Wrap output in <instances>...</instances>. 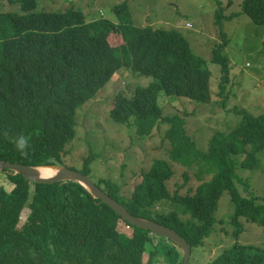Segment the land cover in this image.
Returning <instances> with one entry per match:
<instances>
[{
	"label": "trees",
	"instance_id": "16d2710c",
	"mask_svg": "<svg viewBox=\"0 0 264 264\" xmlns=\"http://www.w3.org/2000/svg\"><path fill=\"white\" fill-rule=\"evenodd\" d=\"M20 6L22 14L0 12L1 160L34 167L62 165L65 146L76 133L77 109L94 99L117 72L129 69L153 81L137 86L130 96L115 94L111 119L125 124L133 118L142 137L159 122L171 124L172 161L187 170L197 165L199 183L184 195L171 194L167 182L174 172L169 161L160 159L142 174L129 197L120 192L122 184L93 182L132 215L175 230L191 245V252L208 237L225 191L235 204L231 222L236 237L242 229L240 217L264 224V194L245 198L233 184L235 169L253 171L259 166L264 114L240 111L239 124L213 135L207 152L196 149L182 119L162 115L160 93L211 101L206 60L192 52L180 32L136 27L126 2L114 6L116 21L90 22L73 8L36 12V0H20ZM241 10L254 24L264 26V0H243ZM234 16L224 15L222 6L215 13L222 43L213 49L211 62L221 69V93L230 71L222 24ZM111 35L121 39L115 46L109 42ZM21 134L30 138L27 155L9 139ZM241 155L238 164L235 158ZM90 161L87 156L81 172L87 176ZM3 172L11 189L0 186V264H182V253L171 240L126 222L77 182L37 184ZM183 175L184 185L189 177ZM203 175L210 179L203 181ZM24 209L28 214L20 224ZM210 264H264V248L236 242Z\"/></svg>",
	"mask_w": 264,
	"mask_h": 264
},
{
	"label": "rangeland",
	"instance_id": "374dc122",
	"mask_svg": "<svg viewBox=\"0 0 264 264\" xmlns=\"http://www.w3.org/2000/svg\"><path fill=\"white\" fill-rule=\"evenodd\" d=\"M123 2L128 4L136 27L177 30L187 39L192 52L206 60L211 72L209 103L166 96L164 93H160L157 99L164 117L184 121L186 134L195 142L197 150L207 152L213 135L228 133L237 126L242 119L240 111L253 116L264 114V26L254 24L242 12L243 0H36V12H63L73 8L86 15L89 22L99 18L116 21L113 8ZM220 6L224 15L236 14L222 24L228 40L223 53L228 57L230 67L229 81L223 93L219 88L220 66L211 62L213 49L222 43L220 30L214 24L215 13ZM0 12L22 14L20 0H13L12 3L0 0ZM120 41L117 35L109 37L114 46ZM152 81L151 77L121 69L94 99L79 107L76 133L65 146L62 166L83 172L84 160L91 156L89 177L96 182L105 179L113 184H122L120 192L129 197L134 185L141 182L142 174L150 169L155 160H167L174 172L167 182L168 191L184 195L188 188L194 190L199 183L196 179L197 165L187 170L182 164L172 161L173 147L168 136L171 124L159 122L149 136L142 137L136 132L133 118L119 124L110 117L115 94L130 96L137 86ZM234 107L239 111L235 112ZM243 157L235 158L238 164ZM184 173L189 180L183 185ZM235 174L233 184L239 196L261 197L264 194V151L259 154L257 169H235ZM202 179L208 181L210 176L203 175ZM0 186L11 189L3 171L0 172ZM234 211L231 195L223 192L214 213L216 222L208 237L203 239V245L191 252L189 264H210L236 242L264 248V224L240 217L242 229L236 237V227L231 222ZM27 214L28 209H24L20 224ZM146 259L145 254L144 261Z\"/></svg>",
	"mask_w": 264,
	"mask_h": 264
},
{
	"label": "water",
	"instance_id": "95a60500",
	"mask_svg": "<svg viewBox=\"0 0 264 264\" xmlns=\"http://www.w3.org/2000/svg\"><path fill=\"white\" fill-rule=\"evenodd\" d=\"M40 168H48L54 172L50 176H44L41 174L39 170ZM1 171L19 174L26 181L37 184H52L64 180H73L83 186L94 199H98L106 204L126 222L137 228L148 230L152 234L171 240L176 246H178L182 253V264H189L191 245L183 236L167 226L132 215L121 203L111 198L100 187H98L89 176L84 175L81 172L62 165L34 167L11 163L0 159V172Z\"/></svg>",
	"mask_w": 264,
	"mask_h": 264
},
{
	"label": "clouds",
	"instance_id": "9594fccd",
	"mask_svg": "<svg viewBox=\"0 0 264 264\" xmlns=\"http://www.w3.org/2000/svg\"><path fill=\"white\" fill-rule=\"evenodd\" d=\"M11 142L14 144L17 151H19L23 155H27V151L30 147V138L25 135H17L13 137H9Z\"/></svg>",
	"mask_w": 264,
	"mask_h": 264
},
{
	"label": "bare ground",
	"instance_id": "6f19581e",
	"mask_svg": "<svg viewBox=\"0 0 264 264\" xmlns=\"http://www.w3.org/2000/svg\"><path fill=\"white\" fill-rule=\"evenodd\" d=\"M39 170H40L41 174L44 176H50L54 172L53 170L48 169V168H40Z\"/></svg>",
	"mask_w": 264,
	"mask_h": 264
}]
</instances>
